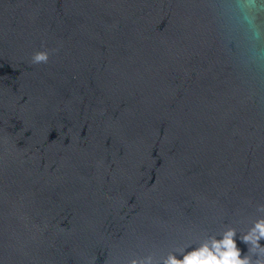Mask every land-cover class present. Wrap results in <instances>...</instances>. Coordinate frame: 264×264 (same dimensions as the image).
<instances>
[{"label":"water","instance_id":"1","mask_svg":"<svg viewBox=\"0 0 264 264\" xmlns=\"http://www.w3.org/2000/svg\"><path fill=\"white\" fill-rule=\"evenodd\" d=\"M261 205L264 0H0V264H162L229 229L264 264Z\"/></svg>","mask_w":264,"mask_h":264},{"label":"clouds","instance_id":"2","mask_svg":"<svg viewBox=\"0 0 264 264\" xmlns=\"http://www.w3.org/2000/svg\"><path fill=\"white\" fill-rule=\"evenodd\" d=\"M50 56L47 51H39L33 54L32 64H47ZM258 210L264 211V205H261ZM235 229H229L223 233V239L217 240L211 237V243H203L192 251H181L183 259H178L176 254H169L162 264H252L250 256H243L241 250L236 243ZM264 239V220L258 221L256 227L247 235L242 237L243 242L251 244L252 248H261L259 241ZM252 249H249L251 251ZM264 251V249H261ZM131 264H153L152 258L133 259ZM256 264H262L257 260Z\"/></svg>","mask_w":264,"mask_h":264}]
</instances>
